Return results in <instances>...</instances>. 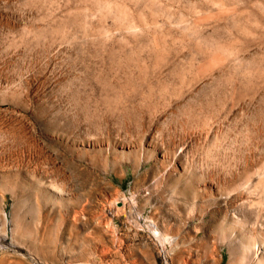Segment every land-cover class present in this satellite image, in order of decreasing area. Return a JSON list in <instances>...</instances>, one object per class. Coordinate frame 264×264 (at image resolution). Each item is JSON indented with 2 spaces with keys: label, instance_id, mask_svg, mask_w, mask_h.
Wrapping results in <instances>:
<instances>
[{
  "label": "rangeland",
  "instance_id": "1",
  "mask_svg": "<svg viewBox=\"0 0 264 264\" xmlns=\"http://www.w3.org/2000/svg\"><path fill=\"white\" fill-rule=\"evenodd\" d=\"M0 264H264V0H0Z\"/></svg>",
  "mask_w": 264,
  "mask_h": 264
},
{
  "label": "clouds",
  "instance_id": "2",
  "mask_svg": "<svg viewBox=\"0 0 264 264\" xmlns=\"http://www.w3.org/2000/svg\"><path fill=\"white\" fill-rule=\"evenodd\" d=\"M64 96L69 97L68 117L72 121H76L80 116H83L85 123L92 120L97 114L120 103L104 93H98L87 81L73 83L65 90Z\"/></svg>",
  "mask_w": 264,
  "mask_h": 264
}]
</instances>
